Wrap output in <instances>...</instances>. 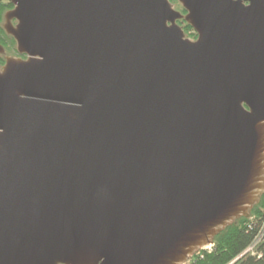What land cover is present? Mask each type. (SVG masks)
<instances>
[{
	"label": "water",
	"instance_id": "95a60500",
	"mask_svg": "<svg viewBox=\"0 0 264 264\" xmlns=\"http://www.w3.org/2000/svg\"><path fill=\"white\" fill-rule=\"evenodd\" d=\"M7 1L0 264H185L249 218L264 0Z\"/></svg>",
	"mask_w": 264,
	"mask_h": 264
},
{
	"label": "trees",
	"instance_id": "16d2710c",
	"mask_svg": "<svg viewBox=\"0 0 264 264\" xmlns=\"http://www.w3.org/2000/svg\"><path fill=\"white\" fill-rule=\"evenodd\" d=\"M170 1L176 2V0ZM12 7L11 3L7 0H0V45L3 46L5 50H8V48L14 49L16 45L15 41L2 29L4 13L12 9ZM180 10L183 13L185 12L183 9ZM191 29L192 28L186 24L185 30L191 31ZM194 37H196V34H194ZM3 64L4 58L3 55L0 54V66ZM249 216H255L258 220L264 217V194L257 205L252 208ZM247 221L248 220L245 218L235 220L213 238V247L211 251L204 250L199 254H194L185 264H229L246 249L256 235L257 228L248 229L245 227ZM260 250L262 252L261 258L244 256L234 264H264V245Z\"/></svg>",
	"mask_w": 264,
	"mask_h": 264
},
{
	"label": "built area",
	"instance_id": "2783aa9c",
	"mask_svg": "<svg viewBox=\"0 0 264 264\" xmlns=\"http://www.w3.org/2000/svg\"><path fill=\"white\" fill-rule=\"evenodd\" d=\"M248 229L257 228L256 235L254 236L252 242L246 247V249L234 260H232L229 264H234L237 262L240 258H243L244 256L252 257V258H261L262 252L260 248L264 245V217L258 220L255 216H251L246 226ZM213 247V243L199 249V251L196 252V254L201 253V251H211Z\"/></svg>",
	"mask_w": 264,
	"mask_h": 264
},
{
	"label": "rangeland",
	"instance_id": "374dc122",
	"mask_svg": "<svg viewBox=\"0 0 264 264\" xmlns=\"http://www.w3.org/2000/svg\"><path fill=\"white\" fill-rule=\"evenodd\" d=\"M170 1V0H169ZM170 3L172 4V6H173V9L174 10H176V11H179V12H181L182 14H184L180 9H183L182 7H181V5L179 4V2L176 0V2H171L170 1ZM3 22H4V17H3V21H2V24H3ZM14 24V23H13ZM177 24L182 28V30H183V32H184V35H185V38H188V39H190V40H195L196 39V37H194V34H195V32H194V30L193 29H191V31H186L185 29H186V23L185 22H182V23H178V21H177ZM8 40V39H7ZM8 46H10V45H8ZM5 50V49H4ZM4 54H5V56L6 57H19L18 56V54H17V52H16V45H15V47H14V49H11V48H8V50L6 49L5 50V52H4ZM22 58H25L24 56H21ZM4 58V57H3ZM5 60V59H4ZM2 66V65H1ZM1 66H0V68H1Z\"/></svg>",
	"mask_w": 264,
	"mask_h": 264
},
{
	"label": "flooded vegetation",
	"instance_id": "af4514ba",
	"mask_svg": "<svg viewBox=\"0 0 264 264\" xmlns=\"http://www.w3.org/2000/svg\"><path fill=\"white\" fill-rule=\"evenodd\" d=\"M184 14H185V13H184ZM182 22H184V21H183V20H178V23H182ZM13 23H15V22L13 21ZM196 38H197V37H196ZM3 57H4V56H3ZM4 63H5V60H4ZM3 65H4V64H3ZM3 65H2V66H3ZM2 66H1V67H2Z\"/></svg>",
	"mask_w": 264,
	"mask_h": 264
}]
</instances>
